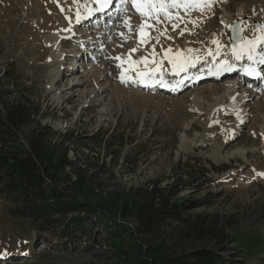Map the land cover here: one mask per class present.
<instances>
[{
  "label": "rangeland",
  "instance_id": "1",
  "mask_svg": "<svg viewBox=\"0 0 264 264\" xmlns=\"http://www.w3.org/2000/svg\"><path fill=\"white\" fill-rule=\"evenodd\" d=\"M95 2L79 0L80 5L91 9L95 8ZM96 3L100 8V3ZM110 8L117 15L110 20L112 25L93 28L89 25L91 20L82 17L90 15L81 7L80 22H85L79 23V36L74 37L75 0H0V77L11 73L16 77L14 82H4L5 79L1 82L14 83L15 97L24 95L40 106L41 124L48 125L54 134L72 133L84 146L91 142L89 137L99 139V144H91V149H80L91 167L97 154L100 161L106 162L100 174L97 169L87 167L80 172L84 179L94 182L89 189L82 187L85 182L76 183L77 190L85 193L89 207L102 206L123 221L116 213V205L127 197L129 190L156 176L162 179V186L172 183L179 174L178 164L190 157L197 159V166L203 165L206 180H197V187H181L176 182L180 189L177 199L194 196V190L202 182L204 190L213 197L210 204L186 210L184 214L205 216L221 229L225 227L227 235L234 239L226 244L240 250L245 260L264 256V177L257 175L264 172V81L236 82L235 87L233 77L206 76L212 64L208 57L187 71L188 80L181 90L167 92L164 88H168L159 84L145 89L139 83H121L120 69L110 57L127 54L136 44L133 36L119 46L122 43L119 33L127 31L123 26L125 17H131L134 29L141 19L121 0H112ZM192 15L197 17L200 13ZM207 15L209 18L193 29L194 34L185 32L181 36L177 29L169 32L172 39L161 37L160 43L165 48L206 50L214 48L210 41L218 38L225 45L220 57L228 58L232 32L220 21L225 24L247 21L249 26L242 35L252 38L254 31L250 25L264 22V0H226L216 4ZM188 27L191 29L192 25ZM86 45L90 47L84 57L81 51ZM143 55L145 49L141 48L133 58ZM172 75L165 62L167 84ZM197 76L201 80L195 84ZM228 90L240 98L245 95L247 101L235 105ZM238 110L244 123L236 118ZM105 141L114 143L113 147H104ZM20 145L22 148L23 143ZM119 148L117 160L113 156ZM80 152L69 150L67 157L83 163ZM128 155L131 157L125 166ZM63 171L71 182L76 181L70 167ZM124 223L132 226L131 220ZM37 236L32 224L14 217L0 197V254H5L0 255V264H118L106 253L107 246L101 240L95 252H84L83 244L77 246L76 252H66ZM127 240L119 245L123 251L130 248L133 238ZM213 243L214 240L205 237L196 246ZM260 262L264 263V259Z\"/></svg>",
  "mask_w": 264,
  "mask_h": 264
},
{
  "label": "trees",
  "instance_id": "2",
  "mask_svg": "<svg viewBox=\"0 0 264 264\" xmlns=\"http://www.w3.org/2000/svg\"><path fill=\"white\" fill-rule=\"evenodd\" d=\"M3 75L0 77V197L14 217L32 224L37 238L66 252H76L77 246L83 244L82 250L87 253L95 252V246L102 241L107 246L106 253L118 264H264L260 262L263 255L247 261L240 250L227 245L234 239L227 235L225 227L221 229L205 216L184 214L186 210L210 204L213 197L204 190L202 182L194 190L196 195L177 199L180 189L176 182L181 187H197V180H206L205 168L202 164L197 166V159L188 157L179 163V174L172 183L162 186V179L156 176L129 190L127 197L116 205V213L123 221L102 206L89 207L85 193L77 190L76 183L85 182L82 187L89 189L94 182L84 179L80 172L87 167V170L97 169L100 174L106 162L100 161L97 154L91 167L80 149H91V144H99V139L89 137L91 142L84 146L72 133L54 134L48 125L41 124L40 106L24 95L15 97L14 83L1 82L3 79L14 82L13 73ZM65 144L72 145L71 149ZM113 145L103 142L107 148ZM69 150L83 154L84 162L71 161L67 157ZM120 153L119 148L113 158L118 160ZM130 157L125 158V166ZM66 167H70L76 181L71 182L67 173H63ZM197 167L201 172H197ZM126 219L132 221V226L124 223ZM129 237L133 238L130 248L123 251L119 245ZM205 237L214 243L197 248V242Z\"/></svg>",
  "mask_w": 264,
  "mask_h": 264
},
{
  "label": "snow or ice",
  "instance_id": "3",
  "mask_svg": "<svg viewBox=\"0 0 264 264\" xmlns=\"http://www.w3.org/2000/svg\"><path fill=\"white\" fill-rule=\"evenodd\" d=\"M75 2L77 3L76 20L79 23L81 19L80 8L84 7L88 15L92 14L93 9L88 8L87 5H80L79 0H75ZM100 2L103 7L110 5L112 0H100ZM223 2L226 0H121L122 5H130L131 9L141 19V23L134 29L131 17H125L123 26L127 31L119 33L122 41L119 46L122 47L133 36H135L136 44L128 50L127 54L110 57L116 62V67L120 69L119 79L121 83L133 82L144 86L159 84L162 87H169L164 80L165 62L170 66V72L173 75H179L196 67L202 60L207 61L208 57H211L213 62L207 69L210 75L219 76L234 71L235 64L229 59L217 61L225 48V45L218 38H213L210 41L215 47L206 50L191 47L173 49L171 46L165 48L160 43L161 37L168 40L172 39L169 32L177 29H179L181 36L185 32L194 34L193 29L198 28L209 18L207 13L211 12L216 4ZM61 10L63 11V9ZM124 11L127 12L128 8L125 7ZM194 12H199L200 15L194 17L192 15ZM220 23L234 34L232 39L236 43L232 44L229 49L231 59L234 61L246 59L248 63L243 66V73L246 76L259 77L261 71L257 66L264 65V22L250 25L254 31L252 38L242 35L246 27L249 26L247 21L241 20L237 23L225 24L221 20ZM189 24L192 25L191 29L188 27ZM153 41L155 43H152ZM157 45L160 46V52H157ZM149 46L150 51H148ZM141 48L145 49V55L139 59H134V54ZM133 72L135 73L134 76L131 74ZM233 101H235V97H233ZM235 115L240 123H244L240 110L235 111ZM218 122L214 121V123ZM232 135H235L234 131ZM257 175L264 177V172L257 173Z\"/></svg>",
  "mask_w": 264,
  "mask_h": 264
},
{
  "label": "bare ground",
  "instance_id": "4",
  "mask_svg": "<svg viewBox=\"0 0 264 264\" xmlns=\"http://www.w3.org/2000/svg\"><path fill=\"white\" fill-rule=\"evenodd\" d=\"M96 2H98V3H100V8H98V9H101V8H104V6L102 7V4H101V2H100V0H96ZM93 14V13H92ZM91 14V15H92ZM90 15V16H91ZM90 16H88V17H90ZM82 17H85V20L88 18L86 15L85 16H82ZM93 17V16H92ZM78 23V22H77ZM80 23V22H79ZM82 23V22H81ZM80 23V24H81ZM75 24V23H74ZM201 79H199V80H197V82H199ZM185 84L186 83H184V85L182 86V87H184L185 86ZM142 87H153V85L152 86H144V85H141ZM242 86H240V88H241ZM228 89V88H227ZM230 89V88H229ZM233 90V89H232ZM232 90H228V91H226L227 93H229L230 91V93H229V98H230V100H231V102H233L235 105H238V106H241L242 105V103L246 100H244V98H245V95H243L241 98L238 96V95H236ZM167 91H169V90H167ZM228 95V94H227ZM233 97H235V101H233ZM232 103V104H233ZM244 116V115H243ZM238 126H240V125H237V127ZM183 145V144H182Z\"/></svg>",
  "mask_w": 264,
  "mask_h": 264
},
{
  "label": "water",
  "instance_id": "5",
  "mask_svg": "<svg viewBox=\"0 0 264 264\" xmlns=\"http://www.w3.org/2000/svg\"><path fill=\"white\" fill-rule=\"evenodd\" d=\"M233 35L234 34L232 33L231 36H233ZM234 43H236V41L231 38V44H234Z\"/></svg>",
  "mask_w": 264,
  "mask_h": 264
}]
</instances>
